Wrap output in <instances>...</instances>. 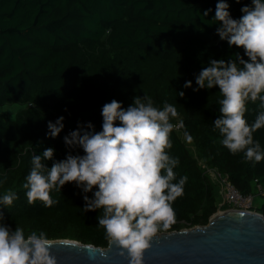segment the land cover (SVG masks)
<instances>
[{"label":"trees","instance_id":"16d2710c","mask_svg":"<svg viewBox=\"0 0 264 264\" xmlns=\"http://www.w3.org/2000/svg\"><path fill=\"white\" fill-rule=\"evenodd\" d=\"M217 0H0V108L21 107L8 119L0 113V193H17L13 204L0 207L5 222L44 230L51 240L69 239L106 248L99 210L83 212L80 189L66 183L51 207L27 202L22 185L34 153L54 148V159L83 154L68 149L63 137L78 123L101 129V108L113 99L123 107L133 97L148 95L154 105L167 100L177 107L183 128L173 130L168 151L179 160L177 179L187 176L184 194L173 202L175 222L170 233L205 226L218 211L221 195L202 164L226 175L243 195L264 187V160L245 163L243 154H230L213 131L219 113L218 88L193 91L195 75L208 60L235 59L242 48L228 47L216 35L212 20ZM233 18L251 0H227ZM211 8L207 17L202 14ZM247 59L246 57H244ZM186 80L192 88L184 89ZM184 91V96L176 92ZM259 101L249 102L245 118L252 123ZM63 116L56 138L46 136L47 122ZM178 121L173 120V123ZM191 139L184 136V132ZM264 147V127L254 133ZM52 161L46 166L51 167ZM175 182V181H174ZM91 196V193H88ZM254 209L264 217V197ZM224 207L223 209H225Z\"/></svg>","mask_w":264,"mask_h":264},{"label":"clouds","instance_id":"9594fccd","mask_svg":"<svg viewBox=\"0 0 264 264\" xmlns=\"http://www.w3.org/2000/svg\"><path fill=\"white\" fill-rule=\"evenodd\" d=\"M229 7L227 0H217L212 17L216 35L229 48H242L243 56L237 53L227 61L210 58L195 75L192 90L218 88L220 115L212 121L213 131L230 154L242 153L244 162L254 165L264 160V147L254 139V133L264 127V0L243 5L238 19ZM211 11L208 8L202 15L207 17ZM182 87L192 88V81L186 80ZM176 96L183 97L184 91ZM257 101L260 110L248 123L247 104ZM101 116L99 131L91 122L78 123L63 137L68 149H81L82 155L69 152L57 161L52 147L34 153L22 187L29 204L40 201L51 207L57 202L51 193L61 192L66 183L74 184L82 195V211L99 210L97 225L109 244L127 254L128 264H143L153 237L175 222L172 205L184 194L187 176L177 179L174 169L179 160L168 151L173 130L183 128V122L175 104L165 100L158 107L148 95L133 97L126 108L116 99L106 102ZM63 120L59 116L55 122L48 121L45 135L56 138L64 128ZM184 136L191 139L187 131ZM50 160L52 165L47 167ZM6 179L0 177V185ZM16 198L11 190L0 193V207L6 209ZM51 246L44 230L27 234L21 226L13 230L0 214V264H57Z\"/></svg>","mask_w":264,"mask_h":264},{"label":"water","instance_id":"95a60500","mask_svg":"<svg viewBox=\"0 0 264 264\" xmlns=\"http://www.w3.org/2000/svg\"><path fill=\"white\" fill-rule=\"evenodd\" d=\"M57 264H128L115 245L106 248L52 240ZM143 264H264V217L257 212L223 210L205 226L158 233L144 251Z\"/></svg>","mask_w":264,"mask_h":264},{"label":"built area","instance_id":"2783aa9c","mask_svg":"<svg viewBox=\"0 0 264 264\" xmlns=\"http://www.w3.org/2000/svg\"><path fill=\"white\" fill-rule=\"evenodd\" d=\"M175 130H178V128ZM201 167L203 173L215 182L220 191L221 202L218 205L217 212L223 210L256 212L253 209V200L255 197H264V187L256 185L254 194L243 195L229 182L226 175L203 164ZM224 207L226 208L223 209Z\"/></svg>","mask_w":264,"mask_h":264},{"label":"rangeland","instance_id":"374dc122","mask_svg":"<svg viewBox=\"0 0 264 264\" xmlns=\"http://www.w3.org/2000/svg\"><path fill=\"white\" fill-rule=\"evenodd\" d=\"M21 109L18 105L13 106H5L0 108V113L4 114L8 119H12L14 114ZM263 202V199L260 197H255L253 200V208L257 209L261 203ZM185 229V228H184Z\"/></svg>","mask_w":264,"mask_h":264}]
</instances>
